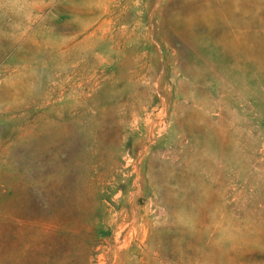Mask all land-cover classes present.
I'll list each match as a JSON object with an SVG mask.
<instances>
[{
  "label": "rangeland",
  "instance_id": "rangeland-1",
  "mask_svg": "<svg viewBox=\"0 0 264 264\" xmlns=\"http://www.w3.org/2000/svg\"><path fill=\"white\" fill-rule=\"evenodd\" d=\"M0 264H264V0H0Z\"/></svg>",
  "mask_w": 264,
  "mask_h": 264
}]
</instances>
